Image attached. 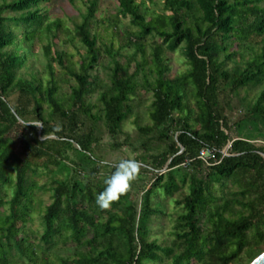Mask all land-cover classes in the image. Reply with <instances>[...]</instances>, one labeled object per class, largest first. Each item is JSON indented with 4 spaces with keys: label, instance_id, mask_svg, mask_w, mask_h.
<instances>
[{
    "label": "trees",
    "instance_id": "trees-1",
    "mask_svg": "<svg viewBox=\"0 0 264 264\" xmlns=\"http://www.w3.org/2000/svg\"><path fill=\"white\" fill-rule=\"evenodd\" d=\"M44 1L0 2V186L11 190L9 199L8 194L0 195V207L8 205V211L0 210V264H251L264 252V0H164L162 11L151 14L142 9L144 2L118 0L119 15L109 18L111 26L118 30L120 17L130 16L137 30H119L117 51L113 43L105 44L107 54L114 57L110 83L100 93L106 126L114 137L123 132L138 92L137 76L149 65L154 79L145 73V82L153 92L152 125L138 127L143 134L158 131V138L169 143L160 153L137 157L139 178L152 174L151 186L143 187L141 198L127 192L109 208L96 203L106 184L90 178L98 179L108 165L92 156L94 129L79 134L83 114L99 119L87 102L94 85L102 86L95 73L102 51L91 28L99 0H89L77 26L86 47L79 62L68 59L64 50L53 53L51 42L45 45L53 78L47 86L36 74L18 76L35 40L57 36L60 29L59 19L43 26ZM7 11L21 13L11 16ZM11 22L23 24L24 33L14 34ZM235 45L238 49L232 48ZM126 47L135 48L126 62L115 58ZM179 47L185 50L188 67L171 77L165 52ZM245 48L250 50L248 58ZM228 60L235 64L228 67ZM56 61L75 80L67 106L58 96ZM245 87L261 91L245 101L242 114L232 121L230 106ZM190 91L194 106L183 113ZM15 93L34 100L31 112L41 122L40 129L27 118V108L12 103ZM45 104L51 118L45 115ZM54 118L60 127L52 124ZM229 143V154L222 158ZM206 147L217 151L219 163L207 165L199 159ZM69 149L82 153L79 162L70 165ZM35 158H44L46 166L63 165L69 172L83 170L89 175L87 182L77 176L53 178L48 187L52 201L40 213L42 229L28 224L42 202L35 200L37 190L46 189L28 176L29 171H38ZM187 158L192 172L182 173L179 183L176 175L185 169L182 163ZM116 164H109L111 173ZM186 183L188 190L183 189ZM160 190L170 197L180 193L173 197L179 211L168 245L150 238L154 216L166 213L164 203L155 201Z\"/></svg>",
    "mask_w": 264,
    "mask_h": 264
},
{
    "label": "rangeland",
    "instance_id": "rangeland-1",
    "mask_svg": "<svg viewBox=\"0 0 264 264\" xmlns=\"http://www.w3.org/2000/svg\"><path fill=\"white\" fill-rule=\"evenodd\" d=\"M2 0H0L1 2ZM140 2H144L142 5V9L149 10V13L152 12H161L164 0H139ZM118 0H99L97 4V11L95 17L91 20L92 31L95 34H98V46L101 48V60L96 67L95 73H97L100 77L101 87H97L94 85L93 91H91L87 96V102L93 105L92 114H99V119L97 121L92 120V118L86 114L82 115L83 125L79 130V134L87 133L90 131V128L93 127V135L97 138V140L93 144V154L92 156L99 157L108 165L104 170H102L100 177L95 178L90 177L92 180H98L99 183L105 184V178L107 175L111 174V164L118 163L121 159L132 158L137 159L142 155L146 157L148 155L160 153L164 149H167L169 140L167 139H159L158 131H155L151 134H143L140 132L138 125L146 126L152 125V119L150 117L151 106L153 102V92L149 91L146 87L145 82V73L149 75V65H145V71H140L137 78L139 82V88L136 95L133 96L131 100L132 111L129 114L128 118L123 122L122 128L123 132L119 133L117 136H112L108 131L106 126L104 117H103V104L100 100V93L102 92V87L106 88L110 83L111 77V67L113 66V56H109L106 51L105 44L110 45L114 44L115 50L117 51L120 47V34L119 30H131L136 31L137 27L131 24V17H120L121 21L119 23L118 30L113 28L109 22V18H115L118 14ZM89 5V0H49L44 1L42 3L43 11L46 16L44 18L43 26L46 27L49 23H54L58 19L60 20L61 26L57 33V36L47 34L44 36L43 40L37 38L35 40L34 45L31 48V52L28 55V60L26 64L18 69V76H24L26 78H33L36 74L37 77H40L44 86L49 84V80L53 79L50 70L48 68V59L45 54V45L48 42H51L52 52L56 49L64 50L67 54V58L71 59L75 62H79L81 56L85 54L86 47L81 42L80 38L77 35V26L84 20V13L87 11ZM20 11L12 12L7 11L6 14L11 16H19ZM170 13V12H168ZM11 28L14 34L22 35L24 33V25L23 24H15L11 22ZM45 32V31H44ZM46 33V32H45ZM153 39L150 38V41ZM233 49H238L237 46H233ZM6 49L11 50L13 46H8ZM148 53L151 52L150 45L147 46ZM135 51L134 47H126L121 51V54H116L117 59L122 62H126V58L130 56ZM249 51L247 48L244 49L243 53L248 58ZM116 53V52H114ZM251 53V52H250ZM165 55L168 57V62L170 65V70L168 71V76L175 77L179 74L186 71L188 65L186 63L185 58V50L183 47H179L174 51L166 50ZM138 61H142L141 55H138ZM233 60H228L226 65L228 67H232L234 65ZM136 60L132 61V71L136 69ZM55 74V81L58 86V96L64 101V103L69 105V98L71 95V86L75 83L71 77H68L65 74L64 68L56 61L53 62ZM78 66V64H77ZM149 79L153 80L154 78L149 75ZM261 89L259 87H245L242 88L240 94L236 95L231 107V119L235 121L237 117L242 114V110L244 109L245 101L254 100L257 95L260 93ZM11 101L14 105H21L27 108L28 111L27 118L29 120H35V124L38 128H41V122L36 117L35 114L31 112L34 107V100H30L28 96H25L20 93H15L11 97ZM194 96L190 91L186 97L184 103V111L187 112V107L194 106ZM46 111L45 115L47 118H51V110L45 104ZM54 125L58 127L61 126L59 120L57 118L53 119ZM130 135V140L127 141V137ZM52 137H55L53 134ZM143 142H147L143 145ZM258 144L263 143L262 140L256 141ZM68 154L71 157L70 162L72 165L73 162H79L80 158L83 156L82 153L77 155L74 154V150L69 149ZM73 161V162H72ZM34 162L37 164L38 171L36 173L28 172L29 178L33 177L39 185H46V189L37 190V194L35 196L36 202L39 200L40 205L36 206V209L33 216V221L29 222V226L33 229H42V225L40 222V213L44 210L45 205L52 201L51 199V191L48 190L52 180L54 177L58 178H67V177H75L77 176L84 182H87L89 179V175L84 173L81 170L78 173L75 170L69 172L67 169L62 168L58 165L50 164V166H46L44 162V158H35ZM145 162V158H144ZM110 164V165H109ZM181 173L176 175V180L179 183L181 181V174L184 172H192L188 166H182ZM88 171V170H87ZM167 171V165L163 168L162 172ZM12 177L16 176V172H12ZM152 174H147L146 178L138 179L134 182L133 187L130 192L133 194L136 199H140L142 196L143 187L148 184L149 179ZM151 184H148L150 187ZM184 190H188V183L183 186ZM8 194V199L11 197V190L8 185L0 186V195ZM180 193L176 192L173 197H179ZM173 197L167 196L163 191H159V196L155 198V201L161 200L164 203L165 214L161 216H154V220L151 223L152 232L150 235L151 239H157L159 243L168 245L171 243L173 235L171 232L173 231L175 216L174 214L179 211V206L175 203ZM39 203V202H38ZM7 209L8 205L0 207V210L4 211ZM102 217V219H104ZM234 264H246L242 263H234Z\"/></svg>",
    "mask_w": 264,
    "mask_h": 264
},
{
    "label": "clouds",
    "instance_id": "clouds-1",
    "mask_svg": "<svg viewBox=\"0 0 264 264\" xmlns=\"http://www.w3.org/2000/svg\"><path fill=\"white\" fill-rule=\"evenodd\" d=\"M141 172V162L132 158L121 159L115 170L106 179V187L97 195L96 203L101 208H109L133 187Z\"/></svg>",
    "mask_w": 264,
    "mask_h": 264
},
{
    "label": "built area",
    "instance_id": "built-area-1",
    "mask_svg": "<svg viewBox=\"0 0 264 264\" xmlns=\"http://www.w3.org/2000/svg\"><path fill=\"white\" fill-rule=\"evenodd\" d=\"M230 144L229 143L222 151L223 153V156L222 158L229 154V147H230ZM199 159L203 160L205 162V164L207 165H212V164H216V163H219L221 160H218V156H217V151L215 149H212V148H209V147H206V148H202L200 153H199ZM191 163V159L190 158H187L183 163L182 165L187 167L189 166V164Z\"/></svg>",
    "mask_w": 264,
    "mask_h": 264
},
{
    "label": "water",
    "instance_id": "water-1",
    "mask_svg": "<svg viewBox=\"0 0 264 264\" xmlns=\"http://www.w3.org/2000/svg\"><path fill=\"white\" fill-rule=\"evenodd\" d=\"M184 148L182 147L181 152H183ZM251 264H264V252L260 254Z\"/></svg>",
    "mask_w": 264,
    "mask_h": 264
}]
</instances>
